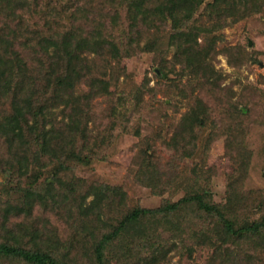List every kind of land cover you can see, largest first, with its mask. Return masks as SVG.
Segmentation results:
<instances>
[{
    "label": "trees",
    "instance_id": "1",
    "mask_svg": "<svg viewBox=\"0 0 264 264\" xmlns=\"http://www.w3.org/2000/svg\"><path fill=\"white\" fill-rule=\"evenodd\" d=\"M250 7V12H256L253 0H232L230 6H216L212 0H0V141L7 149L12 148L14 158L9 163H16L18 167L10 166V169L29 177L25 178L26 187L13 191L10 208L0 207L1 215L14 213L24 217L10 225L4 224L8 217L3 218L0 264H109L111 259L121 264L138 261L140 264L143 260L146 264H155L169 243L159 231L170 232V238L182 244L187 237L205 248H214L221 257L220 264L241 261L253 264V259H258L254 253L264 254V191L255 197L257 208L263 214L257 219L244 218L237 222L236 217L228 216L226 206L230 203L235 208L237 202L245 203V192L234 191L232 185L226 204L213 202L204 174L190 176L189 173L174 179L169 176L160 183L164 172L159 171L157 162L146 158L136 173L146 185L161 189L179 183L185 190L184 195L151 209L119 203V215L110 223L102 216L106 215L107 208L110 210L114 203L111 196L119 188L93 184L89 191L80 192L82 201L88 196L86 193L92 195V200L82 206L73 202L79 196H76L79 186L69 173L71 161L84 163L90 157L74 146V139L84 127L81 115H87L81 110V103L108 90L107 67L96 68L98 62L110 65L118 59L124 39H127L124 52L128 55L133 48L130 43L140 33L155 34L168 26L167 43L175 50L174 60L180 66L178 76L184 72L195 84H201L202 89L206 83L214 84L215 72L210 70L209 63L216 54L219 30L228 19L244 18ZM124 21L127 28L121 27ZM199 38L205 46H198ZM162 48L154 39L146 42V49L158 54L160 75L167 76ZM229 50L239 58L243 55L240 47ZM192 100L167 143L170 148L181 150V154L186 152L187 144H198L209 116H213L201 97ZM56 108L62 113L59 120L62 126L58 128L53 117ZM29 150V158H20ZM190 170L199 169L193 166ZM241 170L240 165L232 181L242 177ZM46 209H50L51 219L66 218L71 230L67 238L72 244L88 236L91 244L82 239L83 246L91 249L85 260L71 255L70 247L68 252L61 250L64 241L57 230L33 229L34 224L27 222L33 213L42 217ZM195 217L207 222V229L196 230L185 225ZM46 239L48 246L44 244ZM232 247L233 252L234 247L238 252L231 258ZM145 253L150 261L143 258ZM160 261L163 262V257Z\"/></svg>",
    "mask_w": 264,
    "mask_h": 264
},
{
    "label": "rangeland",
    "instance_id": "2",
    "mask_svg": "<svg viewBox=\"0 0 264 264\" xmlns=\"http://www.w3.org/2000/svg\"><path fill=\"white\" fill-rule=\"evenodd\" d=\"M212 1L216 6H230L232 2ZM253 1L256 12H250V7L248 15L244 18L237 21L228 19V23L219 30L216 54L210 58L209 63L210 70L215 72L214 84L206 83L202 89L201 84H195L184 72L178 76L180 66L174 60L175 50L167 43V35L170 33L168 26L164 31L160 30L155 34L140 33L134 38V42L130 43L133 48L128 55L124 52L123 44L127 42V39H124L118 59L112 60L110 65H105L104 61L98 62L96 68L100 67L101 70L107 67L108 90L102 96L87 98L84 99L83 105L81 103L80 108L87 112V115H81L84 127L74 139V146L90 157L84 163L70 162V176L79 186V189L76 188V196H79L74 203L86 206L92 200V195L86 193L88 196L82 201L80 192L89 191L93 184L118 187L111 196L114 203L110 210L106 209V215L102 216V219L112 223L119 215V203L123 202L128 207L138 205L151 209L167 200L175 201L182 197L185 190L179 183L171 188L152 189L151 185L148 186L142 181V177L136 175L142 164H145L144 160L148 158L157 162L159 171L164 172L160 183L169 176L174 179L179 176L183 178L189 173L190 176L193 173L204 174L213 202L226 204L232 185L234 191L245 192V203L237 202L235 208L230 203L226 206L228 216L233 215L237 222L243 221L244 218L257 219L263 214L262 209L257 208L255 197L260 191H264V3L262 0ZM201 12L202 9L197 16L199 21ZM107 23L108 26L111 25L110 21ZM121 27L127 28L125 21L121 22ZM159 35L163 39L160 37L156 40ZM150 39L163 46L162 59L167 76L160 75L161 65L157 52L146 49V42ZM184 40L185 38L180 41ZM197 42L199 47L205 46L202 38ZM197 44L193 45L196 49ZM231 47H240L243 50L242 57L239 58L234 51L229 50ZM81 87L84 92L85 88L82 85ZM189 88L191 92L188 91ZM209 90H212V93ZM198 96L212 110L213 116H209L206 128L198 137V144H187L186 152L182 151L181 154V150L178 152L167 143L180 116L187 111L189 104L193 103L192 99ZM53 117L55 128L61 127V110L54 109ZM53 117L48 119L53 121ZM46 124L48 126V123ZM82 145L85 148L82 149ZM30 155L29 150L27 155L22 153L20 158H29ZM13 156L12 148L7 149L0 141V207L8 205L10 208L13 191L26 187L25 178L29 179L28 176L18 175L16 169H10V166L18 167L16 163H9ZM31 165L27 169L28 174L31 173ZM240 165L243 175L232 181ZM193 166L199 170H190ZM202 167L204 169L200 170ZM108 192L113 194L109 190ZM231 198L229 195V201ZM119 199L123 201H118ZM21 205L22 203L19 206ZM33 210L35 214L38 213L35 207ZM49 210L46 209L42 217L33 213L27 222L34 224L33 229L57 230L64 241L61 250L68 252L70 247L71 255H75L78 260L79 257L85 260L91 249L87 245L83 246V240L88 245L91 240L87 236L86 239L78 238L76 243L73 242L75 245L72 244L67 238L71 230L67 227L66 218L55 216L56 220L51 219ZM4 217H8L4 223L7 225L16 224L24 218L14 213L0 214V227ZM185 225L196 230L208 227L207 222H203L199 217L186 221ZM159 232L158 234L169 243L162 256L163 262L160 261L162 257L158 256L155 264H220L221 257L214 252V248H205L187 237L182 244L181 241L170 238V232ZM93 236L96 238L97 235L92 234L91 237ZM44 244L48 246L50 243L46 239ZM234 249L235 252L233 247L228 249L231 258L237 247ZM238 254L243 258L241 252ZM254 254L258 259L254 258L253 264H264V254ZM143 258L150 261L146 253ZM109 264L121 263L111 259ZM140 264L146 262L143 260ZM240 264L245 263L241 261Z\"/></svg>",
    "mask_w": 264,
    "mask_h": 264
}]
</instances>
